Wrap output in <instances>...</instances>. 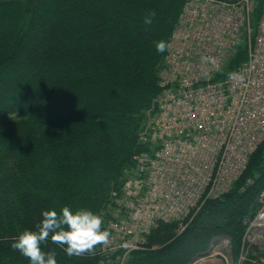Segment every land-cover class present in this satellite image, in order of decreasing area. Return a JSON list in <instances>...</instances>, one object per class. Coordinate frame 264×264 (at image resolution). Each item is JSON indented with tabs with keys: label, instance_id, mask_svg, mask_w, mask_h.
<instances>
[{
	"label": "trees",
	"instance_id": "16d2710c",
	"mask_svg": "<svg viewBox=\"0 0 264 264\" xmlns=\"http://www.w3.org/2000/svg\"><path fill=\"white\" fill-rule=\"evenodd\" d=\"M186 3L0 0V264H30L12 244L46 210H90L110 237L111 224L126 218L118 202L139 157L161 148L143 139L164 91L168 48L159 53L155 42L170 43ZM263 4L256 0L253 36ZM248 51L245 38L215 80L242 67ZM263 190L264 142L229 192L186 224L160 221L124 262V249L104 244L68 257L49 238L42 250H55L58 264H191L227 237L236 262L246 253L243 264H260L264 250L243 247Z\"/></svg>",
	"mask_w": 264,
	"mask_h": 264
},
{
	"label": "built area",
	"instance_id": "2783aa9c",
	"mask_svg": "<svg viewBox=\"0 0 264 264\" xmlns=\"http://www.w3.org/2000/svg\"><path fill=\"white\" fill-rule=\"evenodd\" d=\"M255 9L256 0H187L161 73L158 112L143 134L161 148L139 157L118 202L126 218L111 224L113 235L104 244L124 249L122 262L160 221L186 224L208 200L229 192L264 142V4L253 36ZM245 38L248 60L234 72L240 79L216 81ZM259 203L247 222L245 249L251 235L264 238V190ZM230 242L214 240L209 256L194 264H243L246 253L236 262Z\"/></svg>",
	"mask_w": 264,
	"mask_h": 264
},
{
	"label": "clouds",
	"instance_id": "9594fccd",
	"mask_svg": "<svg viewBox=\"0 0 264 264\" xmlns=\"http://www.w3.org/2000/svg\"><path fill=\"white\" fill-rule=\"evenodd\" d=\"M144 23L150 25L151 16L146 17ZM155 44L159 53L170 47L163 40ZM209 59L203 58L205 62ZM228 78L240 79L236 73H229ZM102 225V217L90 210L73 211L67 206L59 213L55 210H46L42 212V219L36 224L35 230L25 229L18 234L12 249L27 258L30 264H58L55 250L49 252L42 250V245L46 244L49 238L53 244L59 245L68 257L92 253L97 245L109 242L110 232L103 229Z\"/></svg>",
	"mask_w": 264,
	"mask_h": 264
},
{
	"label": "rangeland",
	"instance_id": "374dc122",
	"mask_svg": "<svg viewBox=\"0 0 264 264\" xmlns=\"http://www.w3.org/2000/svg\"><path fill=\"white\" fill-rule=\"evenodd\" d=\"M250 241L249 244H256L257 246H259L260 248H262L264 250V238H257L256 235H251V237H249ZM217 252H222V251H217ZM263 257L260 258V264H262ZM191 264H194L193 262Z\"/></svg>",
	"mask_w": 264,
	"mask_h": 264
},
{
	"label": "water",
	"instance_id": "95a60500",
	"mask_svg": "<svg viewBox=\"0 0 264 264\" xmlns=\"http://www.w3.org/2000/svg\"><path fill=\"white\" fill-rule=\"evenodd\" d=\"M199 258H200V256H197V257L195 258V261L198 260Z\"/></svg>",
	"mask_w": 264,
	"mask_h": 264
}]
</instances>
